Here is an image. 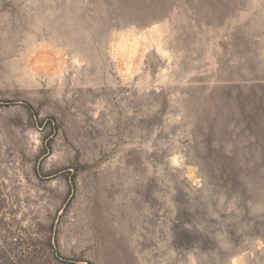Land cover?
<instances>
[{"label": "rangeland", "instance_id": "374dc122", "mask_svg": "<svg viewBox=\"0 0 264 264\" xmlns=\"http://www.w3.org/2000/svg\"><path fill=\"white\" fill-rule=\"evenodd\" d=\"M0 264H264V0H0Z\"/></svg>", "mask_w": 264, "mask_h": 264}]
</instances>
